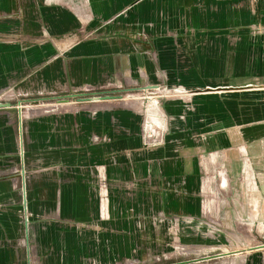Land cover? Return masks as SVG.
<instances>
[{"label": "crops", "instance_id": "0c3cea01", "mask_svg": "<svg viewBox=\"0 0 264 264\" xmlns=\"http://www.w3.org/2000/svg\"><path fill=\"white\" fill-rule=\"evenodd\" d=\"M0 104V264H264V0H0Z\"/></svg>", "mask_w": 264, "mask_h": 264}, {"label": "rangeland", "instance_id": "374dc122", "mask_svg": "<svg viewBox=\"0 0 264 264\" xmlns=\"http://www.w3.org/2000/svg\"><path fill=\"white\" fill-rule=\"evenodd\" d=\"M85 93L86 94L96 93V94H102V95H117L116 93H109L108 91H104V90L85 92ZM79 94H81V93H79ZM69 101H74V99H70ZM151 103L153 106L156 105V101L154 99H152ZM154 109H155V107H154ZM176 233H177L176 231L173 233L174 234V240H172L171 247L167 248V250H165L163 253L161 252V254L153 256V258L156 256L157 257L159 256V258H160L159 261H153V258H152V261L148 264H169V263L181 262L184 259H185L184 261H186L188 259V257H191L189 255L191 253H189V251H188L189 248H187V247L185 248L178 243Z\"/></svg>", "mask_w": 264, "mask_h": 264}, {"label": "water", "instance_id": "95a60500", "mask_svg": "<svg viewBox=\"0 0 264 264\" xmlns=\"http://www.w3.org/2000/svg\"><path fill=\"white\" fill-rule=\"evenodd\" d=\"M148 89H152V87H148ZM121 96H114V95H102V94H72V95H67L62 98L57 99L58 102H68L70 99H74L77 102L81 101H97V100H107V99H112V98H120ZM7 104H0V107L6 106ZM259 247H264V245L259 246ZM256 247V248H259ZM253 249V248H252ZM223 255H228L226 254H221L217 256H210V257H205L201 259H194V260H186V261H181V262H175V263H169V264H189L195 261H204V260H210L218 256H223Z\"/></svg>", "mask_w": 264, "mask_h": 264}, {"label": "built area", "instance_id": "2783aa9c", "mask_svg": "<svg viewBox=\"0 0 264 264\" xmlns=\"http://www.w3.org/2000/svg\"><path fill=\"white\" fill-rule=\"evenodd\" d=\"M159 259H160L159 256L158 257L156 256L153 258V261H159Z\"/></svg>", "mask_w": 264, "mask_h": 264}]
</instances>
